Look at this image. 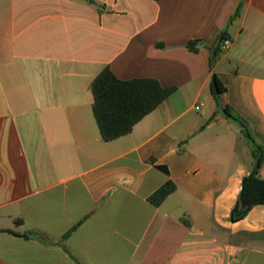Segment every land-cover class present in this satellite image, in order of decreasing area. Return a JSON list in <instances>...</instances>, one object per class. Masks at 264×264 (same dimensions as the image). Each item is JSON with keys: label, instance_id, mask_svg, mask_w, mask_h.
Masks as SVG:
<instances>
[{"label": "crops", "instance_id": "obj_1", "mask_svg": "<svg viewBox=\"0 0 264 264\" xmlns=\"http://www.w3.org/2000/svg\"><path fill=\"white\" fill-rule=\"evenodd\" d=\"M106 67L176 87L109 142ZM214 74L264 146V0H0V264H264V205L231 221L253 155Z\"/></svg>", "mask_w": 264, "mask_h": 264}, {"label": "trees", "instance_id": "obj_2", "mask_svg": "<svg viewBox=\"0 0 264 264\" xmlns=\"http://www.w3.org/2000/svg\"><path fill=\"white\" fill-rule=\"evenodd\" d=\"M239 9L240 7L233 18L238 15ZM227 36L226 31L220 36L215 57L222 51ZM199 42V40H191L188 48L192 52H197L196 45ZM91 90L94 96V116L103 140L109 142L129 134L143 118L165 102L176 91V87H165L152 78L121 80L109 67H106L93 81ZM226 91V87L214 74L211 92L218 108L240 127L251 146L253 155V168L243 178L239 198L231 212V221L238 222L244 219L253 207L264 205V179L259 175L264 161V146L256 139L246 120L222 105L221 95ZM176 189V184L168 181L149 198V201L155 206H160Z\"/></svg>", "mask_w": 264, "mask_h": 264}, {"label": "built area", "instance_id": "obj_3", "mask_svg": "<svg viewBox=\"0 0 264 264\" xmlns=\"http://www.w3.org/2000/svg\"><path fill=\"white\" fill-rule=\"evenodd\" d=\"M230 44H231L230 41L227 40V41L224 43L223 48H224V49H228L229 46H230ZM197 109H199V107H197Z\"/></svg>", "mask_w": 264, "mask_h": 264}]
</instances>
